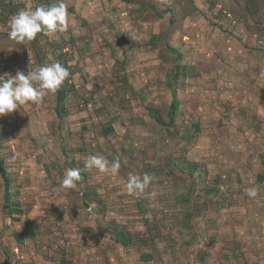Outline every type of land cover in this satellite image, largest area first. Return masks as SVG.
I'll return each instance as SVG.
<instances>
[{"label":"rangeland","instance_id":"obj_1","mask_svg":"<svg viewBox=\"0 0 264 264\" xmlns=\"http://www.w3.org/2000/svg\"><path fill=\"white\" fill-rule=\"evenodd\" d=\"M0 162L39 218L51 179L108 204L38 264H264V0H0Z\"/></svg>","mask_w":264,"mask_h":264},{"label":"crops","instance_id":"obj_2","mask_svg":"<svg viewBox=\"0 0 264 264\" xmlns=\"http://www.w3.org/2000/svg\"><path fill=\"white\" fill-rule=\"evenodd\" d=\"M0 174L3 177V184H4V190L6 192L5 193L6 198H8L10 203L6 207L5 206L3 207L4 208L3 211L0 210V232H2L3 236L6 235V237L9 236L11 238L9 244L10 245L9 248L11 250L13 248L14 250L17 251L18 247L25 249L26 252L31 257V264H38V258L39 256L41 257L40 254H43L41 253V247L42 248L47 247L54 239L55 240L58 238L61 239L62 238L61 234H63L65 230L66 231L68 230L67 228L68 226L74 227L76 230H78L77 232L79 233L80 236L81 233L83 232L87 233L90 239L93 241V246L96 244L94 240L96 238L95 234H97L96 232L98 231V230L96 231V229L99 223L98 220L99 215H101V217L104 216L107 217L109 209H107L108 204L105 203L104 199L101 201L100 196H102L101 195L102 193L97 192V189L99 187L97 185L98 181H96L97 179L95 176H92L91 179L88 181H81L75 176L73 177V180L68 179L69 177L68 178L62 177V179H59L57 182L60 185L59 187L57 185H53L55 183L53 179L47 181L49 186H46L44 193H46V190L49 191L47 197V202H48L47 208H50L49 210L50 213L48 215H44L39 218L37 215L39 210L37 211L36 208L31 209L30 207L29 209L26 207L25 210H21L18 207H12L13 204L12 197L15 198L17 196L11 190L14 179L8 176L7 171L1 162H0ZM82 182H90V184H94L89 189L90 200L88 201V205L91 206L90 212L86 211L88 199L85 191L81 190L80 193L78 194L77 193L72 194V192L66 193L67 186H65V184L67 183H69V185L72 184L71 188L75 189L77 187L80 188V183ZM219 187L220 186H218V188ZM61 191L64 194H62ZM238 197L239 195L235 197L237 201H238ZM20 198L23 200L22 196ZM220 199L221 198L218 197L217 200H212V199L209 200V201H213L212 204L213 208L215 209L216 207L218 208V205L221 203ZM76 202L79 203L78 206L76 205ZM57 205H59L58 208ZM221 210H223V205ZM30 211L33 212L32 215ZM54 213L57 214V216H54ZM80 214L83 215L80 216L81 218L85 217L86 219L89 220L88 226L90 227L83 226V224L79 222L81 219V218L79 219ZM120 219L121 218L117 220L120 221ZM110 222L112 223L113 220L109 221L107 225L110 226ZM124 223L125 222H123V224ZM111 231L115 232L113 234L119 240L120 245L126 246L125 243L128 242V237L125 235V228L123 226L122 227L120 226V228L111 229ZM74 238L76 237L74 236ZM48 248L49 246L47 247V250ZM51 254L54 255L55 253L52 252ZM51 257L54 258V256ZM17 260L20 261L18 257ZM0 264H15V262L14 260H12V256L10 254H7L4 261H1Z\"/></svg>","mask_w":264,"mask_h":264},{"label":"trees","instance_id":"obj_3","mask_svg":"<svg viewBox=\"0 0 264 264\" xmlns=\"http://www.w3.org/2000/svg\"><path fill=\"white\" fill-rule=\"evenodd\" d=\"M171 118H172V116H171ZM1 169H2V166H1ZM4 172V171H3Z\"/></svg>","mask_w":264,"mask_h":264}]
</instances>
